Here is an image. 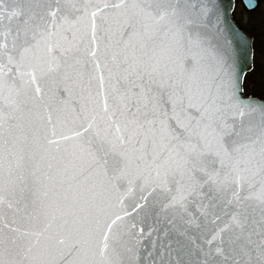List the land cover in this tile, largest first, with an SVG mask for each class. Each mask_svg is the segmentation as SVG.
<instances>
[{
	"label": "snow or ice",
	"instance_id": "1",
	"mask_svg": "<svg viewBox=\"0 0 264 264\" xmlns=\"http://www.w3.org/2000/svg\"><path fill=\"white\" fill-rule=\"evenodd\" d=\"M235 7L0 0V264H264Z\"/></svg>",
	"mask_w": 264,
	"mask_h": 264
},
{
	"label": "rangeland",
	"instance_id": "2",
	"mask_svg": "<svg viewBox=\"0 0 264 264\" xmlns=\"http://www.w3.org/2000/svg\"><path fill=\"white\" fill-rule=\"evenodd\" d=\"M234 17L238 24L254 36V68L248 74L249 92L260 95L264 92V61L261 47L264 46V0H260L257 10L248 12L240 0H236Z\"/></svg>",
	"mask_w": 264,
	"mask_h": 264
},
{
	"label": "water",
	"instance_id": "3",
	"mask_svg": "<svg viewBox=\"0 0 264 264\" xmlns=\"http://www.w3.org/2000/svg\"><path fill=\"white\" fill-rule=\"evenodd\" d=\"M241 1V3H242V5H243V7L248 11V12H253V11H255V10H257L258 8H256L255 10H252V11H250V10H248L246 7H245V3H244V0H240ZM235 5H236V0H235ZM233 16H234V13H233ZM234 19H235V17H234ZM236 20V19H235ZM237 22V21H236ZM238 24V23H237ZM239 25V24H238ZM240 26V25H239ZM240 28L248 35V37L250 38V40H251V42H252V47H253V51H254V45H253V42H254V36H253V34L252 33H250V32H248V31H246L243 27H241L240 26ZM253 67H254V58H253V66H252V68L251 69H246V71H247V74L248 73H250L252 70H253Z\"/></svg>",
	"mask_w": 264,
	"mask_h": 264
}]
</instances>
